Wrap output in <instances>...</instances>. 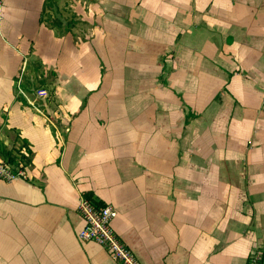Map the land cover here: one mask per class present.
<instances>
[{
	"label": "crops",
	"instance_id": "0c3cea01",
	"mask_svg": "<svg viewBox=\"0 0 264 264\" xmlns=\"http://www.w3.org/2000/svg\"><path fill=\"white\" fill-rule=\"evenodd\" d=\"M61 1L3 0L0 264H120L85 192L142 264H264V0Z\"/></svg>",
	"mask_w": 264,
	"mask_h": 264
},
{
	"label": "built area",
	"instance_id": "2783aa9c",
	"mask_svg": "<svg viewBox=\"0 0 264 264\" xmlns=\"http://www.w3.org/2000/svg\"><path fill=\"white\" fill-rule=\"evenodd\" d=\"M4 14V2L0 0V20ZM25 60L18 72L15 93L21 96L26 103L42 111L40 103L52 97L50 88L45 85L32 86L30 89L23 84ZM28 170L25 161L9 160L0 157V179L11 181L17 178H27ZM78 209L82 213L84 222L78 230V237L83 240L98 242L109 255L120 264H142L134 251L120 238L112 226V220L116 216L115 207L106 203L96 206L87 197L81 196ZM263 254L257 247L253 248L248 256L247 264H262Z\"/></svg>",
	"mask_w": 264,
	"mask_h": 264
},
{
	"label": "trees",
	"instance_id": "16d2710c",
	"mask_svg": "<svg viewBox=\"0 0 264 264\" xmlns=\"http://www.w3.org/2000/svg\"><path fill=\"white\" fill-rule=\"evenodd\" d=\"M51 1L52 0H46V5H51ZM51 93L53 94L52 90H51ZM24 157V152L21 151V148H17V149H12V150H9L7 152V156L6 158L9 159V160H17V161H23ZM85 196L88 197V199L94 203L96 206H102L104 204H100L98 201H96L91 193L89 192H85Z\"/></svg>",
	"mask_w": 264,
	"mask_h": 264
},
{
	"label": "rangeland",
	"instance_id": "374dc122",
	"mask_svg": "<svg viewBox=\"0 0 264 264\" xmlns=\"http://www.w3.org/2000/svg\"><path fill=\"white\" fill-rule=\"evenodd\" d=\"M65 0H62L61 2H64ZM63 4V3H62ZM66 4V3H65ZM65 4L62 6L63 7V10H64V6H65ZM51 9V8H50ZM50 9H48V10H50ZM48 10H46V14H49V11ZM52 10H54V9H52ZM62 14H63V12H62Z\"/></svg>",
	"mask_w": 264,
	"mask_h": 264
}]
</instances>
